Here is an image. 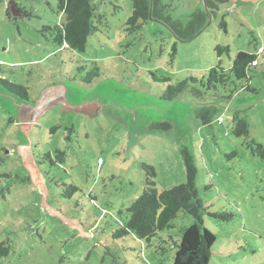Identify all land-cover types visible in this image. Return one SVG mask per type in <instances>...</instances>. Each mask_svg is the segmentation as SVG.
<instances>
[{"label":"rangeland","instance_id":"1","mask_svg":"<svg viewBox=\"0 0 264 264\" xmlns=\"http://www.w3.org/2000/svg\"><path fill=\"white\" fill-rule=\"evenodd\" d=\"M163 1L183 22L203 7ZM225 1L206 30L183 43L154 22L126 32L130 0H95L104 18L76 53L43 31L64 20L56 0H0V80L28 89L25 100L0 83V243L10 246L0 264H171L173 252L161 256L134 236L111 234L143 191V165L154 169L158 192L185 182L182 148L193 157L203 225L215 238L209 264H264L260 70L250 78L255 93L242 91L244 82H235L231 100L223 98L230 87L206 90L209 70L227 72L237 52L264 61V0ZM217 46L229 52L219 57ZM92 71L98 77L86 84ZM153 75L172 83L193 76L202 95L187 90L164 101L167 84ZM211 106L216 114L203 125L196 114ZM235 113L249 125L246 137L232 133ZM163 123L170 128L152 127ZM193 222L180 212L160 236L177 239Z\"/></svg>","mask_w":264,"mask_h":264},{"label":"trees","instance_id":"2","mask_svg":"<svg viewBox=\"0 0 264 264\" xmlns=\"http://www.w3.org/2000/svg\"><path fill=\"white\" fill-rule=\"evenodd\" d=\"M56 1L58 12L64 15V20L54 28L47 27L43 31L49 32L50 41L57 48L83 53L86 49L87 39L99 30L96 24L104 17L96 15L95 0ZM130 1L132 11L125 24L126 32H139L145 24L154 22L163 25L179 42H190L199 36L216 17L220 6L226 4L225 0H202V9L195 10L183 22L172 20L170 16L172 5L165 4L163 0ZM219 26L224 32L226 31V23L223 18ZM216 51L220 57L223 52L228 53L229 48L217 46ZM175 54L176 47L173 45L171 61ZM258 57L257 54L237 52L227 72L220 65L209 70L206 90L217 92L218 88L230 87L229 94H224L223 98L231 100L237 94L235 82H244V85L241 84V90L255 93V89L251 88L249 83L250 78L256 74L258 69L264 83V61L259 62ZM94 72L88 73L86 84H91L93 78L98 77V72ZM152 77L155 82L167 84L161 95V99L164 101L174 102L187 90H190L197 98L202 95L199 88L202 87V83L193 76L175 83L167 78H156L154 75ZM0 83L8 91L28 100V89L4 80H0ZM215 114L214 107H204L196 114V117L202 121L203 125H208ZM232 122L234 123L232 133L236 137L248 135L249 125L244 119L239 118L238 113H235ZM152 127L161 130L170 128L167 123L153 124ZM256 153L261 159H264L262 145H256ZM57 154L64 156L62 152H57ZM180 154L184 163L185 182L168 190L158 192L154 182V169L142 166L145 174L143 191L125 210V222L111 234V238L121 240L128 236H134L143 241L148 248H155L154 252L158 255L164 256L173 252L171 264H209L215 238L203 225V216L206 210L196 189L197 171L193 157L186 148H182ZM62 157L60 161L63 160ZM180 212L193 218L192 225L181 229L177 239L171 236H160L162 232L172 228L171 223ZM9 252L10 246L5 242L0 243V258L7 256ZM112 263L119 264L116 262V258ZM158 264H165L164 260L161 259Z\"/></svg>","mask_w":264,"mask_h":264},{"label":"flooded vegetation","instance_id":"3","mask_svg":"<svg viewBox=\"0 0 264 264\" xmlns=\"http://www.w3.org/2000/svg\"><path fill=\"white\" fill-rule=\"evenodd\" d=\"M15 12H16V15H19V10L17 8L15 9Z\"/></svg>","mask_w":264,"mask_h":264},{"label":"water","instance_id":"4","mask_svg":"<svg viewBox=\"0 0 264 264\" xmlns=\"http://www.w3.org/2000/svg\"><path fill=\"white\" fill-rule=\"evenodd\" d=\"M13 10H14V12H15V7L13 6ZM191 42V41H190ZM183 43H188V42H183Z\"/></svg>","mask_w":264,"mask_h":264}]
</instances>
